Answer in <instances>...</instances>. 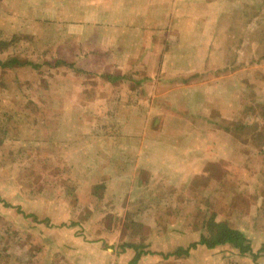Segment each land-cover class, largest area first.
Masks as SVG:
<instances>
[{
	"label": "rangeland",
	"instance_id": "1",
	"mask_svg": "<svg viewBox=\"0 0 264 264\" xmlns=\"http://www.w3.org/2000/svg\"><path fill=\"white\" fill-rule=\"evenodd\" d=\"M9 58L0 264H264V0H0Z\"/></svg>",
	"mask_w": 264,
	"mask_h": 264
},
{
	"label": "trees",
	"instance_id": "2",
	"mask_svg": "<svg viewBox=\"0 0 264 264\" xmlns=\"http://www.w3.org/2000/svg\"><path fill=\"white\" fill-rule=\"evenodd\" d=\"M15 64L17 67L20 66H32L30 63H24L16 60L15 58H9L4 61H0V68H9L11 65ZM12 67V66H11ZM108 79L114 80L112 76L107 77ZM209 222V223H208ZM205 227V234H201L197 242L188 245L186 248L176 247L173 252L166 253L164 258L176 256H186L190 249H193L196 245L204 246L207 249H212L219 245L229 244L233 249L237 251L240 256H244L250 252L249 241L243 236L239 231L230 228L223 222H214L212 219L208 218ZM120 252H124L125 249H132L134 256L132 263L137 262L143 253L149 254L152 252H144L145 246L135 245L129 243H123L118 246ZM263 249V248H262ZM264 250V249H263Z\"/></svg>",
	"mask_w": 264,
	"mask_h": 264
}]
</instances>
